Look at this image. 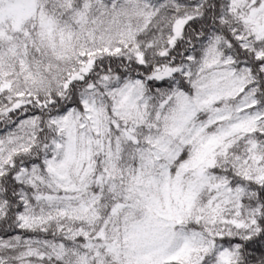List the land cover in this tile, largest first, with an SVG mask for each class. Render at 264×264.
Segmentation results:
<instances>
[{
	"label": "snow or ice",
	"instance_id": "snow-or-ice-1",
	"mask_svg": "<svg viewBox=\"0 0 264 264\" xmlns=\"http://www.w3.org/2000/svg\"><path fill=\"white\" fill-rule=\"evenodd\" d=\"M0 264H264V0H0Z\"/></svg>",
	"mask_w": 264,
	"mask_h": 264
}]
</instances>
